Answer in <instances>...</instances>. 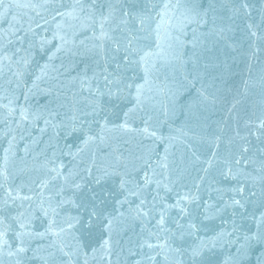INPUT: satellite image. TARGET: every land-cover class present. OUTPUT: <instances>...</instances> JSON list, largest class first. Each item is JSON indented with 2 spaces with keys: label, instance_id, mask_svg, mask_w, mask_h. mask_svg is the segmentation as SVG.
Masks as SVG:
<instances>
[{
  "label": "water",
  "instance_id": "water-1",
  "mask_svg": "<svg viewBox=\"0 0 264 264\" xmlns=\"http://www.w3.org/2000/svg\"><path fill=\"white\" fill-rule=\"evenodd\" d=\"M257 234L264 0H0V264H261Z\"/></svg>",
  "mask_w": 264,
  "mask_h": 264
},
{
  "label": "snow or ice",
  "instance_id": "snow-or-ice-1",
  "mask_svg": "<svg viewBox=\"0 0 264 264\" xmlns=\"http://www.w3.org/2000/svg\"><path fill=\"white\" fill-rule=\"evenodd\" d=\"M111 173H108L107 171L103 172L101 175H98L95 179V183L97 185H103L108 178L110 177ZM126 184V181L122 178L121 179V191L124 189ZM77 189L80 188L79 185L76 186ZM11 195V193H9ZM111 192H106L103 187L100 188L99 191L93 190L91 191L88 196L85 203H83L81 206L85 208L86 211H88L89 219L92 218H100L103 216L104 212L107 210V204L108 199L111 196ZM25 199H31V197H25ZM182 199L188 201L193 200L194 197L185 195L182 197ZM237 205L240 204V201H235ZM183 212L184 209H181ZM231 234V233H230ZM249 243H251L253 240H264V234H257L253 236L246 237ZM18 251H24L23 248H19ZM203 255V249L201 248H193L191 250L189 259L192 262V264H198L201 257ZM261 264H264V261H261Z\"/></svg>",
  "mask_w": 264,
  "mask_h": 264
}]
</instances>
